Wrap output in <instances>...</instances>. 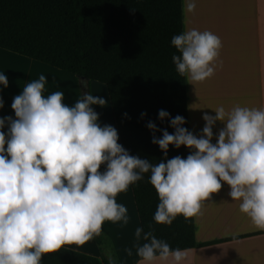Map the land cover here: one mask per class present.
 I'll return each mask as SVG.
<instances>
[{"label": "clouds", "instance_id": "obj_1", "mask_svg": "<svg viewBox=\"0 0 264 264\" xmlns=\"http://www.w3.org/2000/svg\"><path fill=\"white\" fill-rule=\"evenodd\" d=\"M196 7L197 0H184L182 11L194 14ZM170 44L175 71L188 84L210 79L220 66L222 41L210 30L188 28ZM46 83L43 74L27 83L12 98L14 116L0 117V264H41L45 254L65 244L83 245L99 236L106 221L128 224V209L116 197L145 174L158 197L156 224L201 215L203 204L226 184L239 212L264 230V107L217 106L215 115H202L199 134L183 127L181 115L159 110L157 118L173 132L146 123L162 153L153 163L131 155L118 143L117 129L100 122L93 106L103 108V96L82 94L68 105L60 90L45 95ZM8 87L0 72V90ZM218 122L222 126L214 133ZM170 145L185 147L188 155L168 158ZM134 237L137 264H183L187 258L186 250L171 248L151 230L138 226Z\"/></svg>", "mask_w": 264, "mask_h": 264}, {"label": "trees", "instance_id": "obj_2", "mask_svg": "<svg viewBox=\"0 0 264 264\" xmlns=\"http://www.w3.org/2000/svg\"><path fill=\"white\" fill-rule=\"evenodd\" d=\"M182 31V0H0V49L105 85L119 143L131 155L153 163L162 153L151 143L146 123L151 120L173 132L167 120L161 123L157 118L159 110L171 117L181 115L189 130L186 79L176 73L171 59L176 53L171 38ZM176 155L184 158L188 149L170 145L168 158ZM148 175L130 186L139 225L171 248L189 250L264 233L197 243L194 217L177 216L171 225L156 224L152 217L158 197ZM91 241L98 247L104 244L101 234ZM41 264L109 260L61 247L45 254Z\"/></svg>", "mask_w": 264, "mask_h": 264}, {"label": "crops", "instance_id": "obj_3", "mask_svg": "<svg viewBox=\"0 0 264 264\" xmlns=\"http://www.w3.org/2000/svg\"><path fill=\"white\" fill-rule=\"evenodd\" d=\"M182 15L183 31L188 28L210 30L221 39V51L230 55L242 53L240 59H232L228 54L220 55V66L210 79L193 86L186 81L189 130L199 134L200 126L203 128L205 123L202 115L220 105L226 109L236 104L264 107V0H197L195 13L186 15L182 11ZM0 72H4L9 80V87L0 90L5 104L0 109V117L14 116L10 107L12 98L41 74L47 78L45 95L60 90L68 105L74 104L69 87L79 88V82L82 86L90 82L1 49ZM192 104L201 109L195 111L194 125L190 112ZM111 125H114L113 122ZM221 126L218 122L214 133ZM229 190V186L223 184L221 190L203 204L202 214L194 217L197 243L264 231L255 229L250 220L239 212L238 202L231 201L228 196ZM116 200L127 207L128 224L106 221L101 230L104 238L102 247L89 240L83 245L65 244L62 248L100 261L108 260L111 256L120 264H137L140 258L135 254L134 232L140 225L131 187L118 194ZM129 248L132 249L131 256L125 251ZM186 252L187 258L183 264H264V233L195 247ZM154 264L164 262L156 261Z\"/></svg>", "mask_w": 264, "mask_h": 264}, {"label": "rangeland", "instance_id": "obj_4", "mask_svg": "<svg viewBox=\"0 0 264 264\" xmlns=\"http://www.w3.org/2000/svg\"><path fill=\"white\" fill-rule=\"evenodd\" d=\"M222 6H220V10H222ZM230 55L229 53H224V51L220 52V55ZM241 54H237V55H230V57L232 59H240ZM190 86H193L190 84ZM192 89V87H190ZM86 93H91L92 95H99V96H103L106 100V104L104 105L103 108L97 107V106H93L95 108V110L100 114V122L102 124H109L113 122V126L115 127V123H114V119L112 116V112H111V107H110V103H109V98H108V94H107V90L105 85L94 82V81H90L86 84H84V86L81 85V82H79V88H76L75 86L69 87V94L71 95L72 99L74 100V102L79 99L82 94H86ZM196 110H201L199 108V106L195 107L194 104L190 105V112H191V119H192V124L194 125L195 122V111ZM213 111H209V114H213ZM199 120V119H197ZM218 129V128H216ZM202 130V127L200 126V131ZM215 142V141H214ZM133 240V239H132ZM133 243H135L133 241Z\"/></svg>", "mask_w": 264, "mask_h": 264}, {"label": "water", "instance_id": "obj_5", "mask_svg": "<svg viewBox=\"0 0 264 264\" xmlns=\"http://www.w3.org/2000/svg\"><path fill=\"white\" fill-rule=\"evenodd\" d=\"M80 79L86 80V79H84V78H80ZM86 81H88V80H86Z\"/></svg>", "mask_w": 264, "mask_h": 264}]
</instances>
